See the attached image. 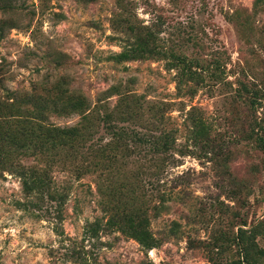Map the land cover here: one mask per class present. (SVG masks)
Returning a JSON list of instances; mask_svg holds the SVG:
<instances>
[{
	"label": "rangeland",
	"instance_id": "1",
	"mask_svg": "<svg viewBox=\"0 0 264 264\" xmlns=\"http://www.w3.org/2000/svg\"><path fill=\"white\" fill-rule=\"evenodd\" d=\"M131 24L161 30L177 54L219 58L224 74H205L191 94L193 82L179 92L168 59L116 63L123 48L113 36ZM62 90L91 103L89 139L78 155L21 150L14 139L36 127L42 105L40 124L84 123L85 113L54 111ZM127 107L138 116L123 119ZM164 131L175 138L167 156L130 137ZM260 136L264 0H0V264H227L241 256L239 229L254 226L250 259L264 264ZM21 165L47 169L65 198L27 195L13 171ZM107 208H147L159 244L112 225Z\"/></svg>",
	"mask_w": 264,
	"mask_h": 264
},
{
	"label": "trees",
	"instance_id": "2",
	"mask_svg": "<svg viewBox=\"0 0 264 264\" xmlns=\"http://www.w3.org/2000/svg\"><path fill=\"white\" fill-rule=\"evenodd\" d=\"M122 1V0H119ZM121 3V2H120ZM126 33L123 37L113 36L122 41V51L111 54L110 58L116 63H123L125 61H132L144 58H162L168 59V69H176L177 88L181 92L187 84L193 82L189 87V92L194 94L193 89L196 83L201 84L205 80V74L214 79H220L225 70L221 66V61L216 58L212 62H201L198 58L189 57L186 54H177L173 49L167 48L163 43H160L159 37L161 30L155 32L151 27H144V30L138 31L136 27L131 24L127 25ZM136 31L137 33H134ZM142 31V32H141ZM114 91H119L115 86ZM125 98V97H124ZM58 101L55 105L54 111L57 113H85L83 115L84 123L73 127H57L47 126L40 124L46 119L44 114L45 106H40L35 112V118L38 122L35 123L36 127L26 125L22 128L19 140L14 139L15 143L21 150L34 147L35 151H40L41 154L53 157L57 152L63 151L66 147L71 150L72 154L78 155V149L81 148L84 142L89 139L91 131L87 132V125L91 122L89 118L91 115L87 113L91 109V103L88 98L82 94H66V90L58 95ZM139 111L127 107L125 114L127 117L123 119H134L138 116ZM163 117V116H162ZM105 122H112V117L109 113L103 116ZM196 126V124H195ZM114 128V126H109ZM128 135L125 129L115 132L114 136L118 139H124ZM91 137V136H90ZM131 139L135 142L150 143L153 151L162 153L165 156L170 154L174 149L175 138L172 132H161L158 136H140L137 133L130 135ZM258 145L264 150V136L258 137ZM79 144V145H78ZM111 145V144H110ZM121 145V144H117ZM80 146V147H79ZM109 149L112 148L108 146ZM105 150H99L98 153L103 154ZM5 153L0 152V158ZM111 159V155L108 156ZM164 157V156H163ZM166 160V159H165ZM17 174L20 175L22 186L27 195H35L38 200L44 199L48 195L52 200H61L65 197L59 194L58 191L52 189V180L48 176L47 169H39L36 166L21 165L17 168ZM109 213L110 223L115 225L121 231L129 233V235L136 238L144 246L152 248L159 244L158 238L154 237L150 226V212L147 208H138L131 213L118 215L112 213L107 208ZM258 235V226L247 230L240 228L235 235L238 242L241 256L239 259L232 260L227 264H252L250 259V248L255 243V238Z\"/></svg>",
	"mask_w": 264,
	"mask_h": 264
}]
</instances>
